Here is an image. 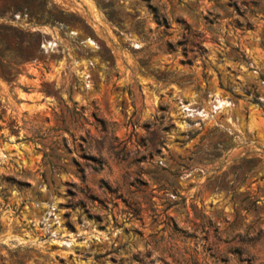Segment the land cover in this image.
I'll return each mask as SVG.
<instances>
[{"label": "rangeland", "instance_id": "obj_1", "mask_svg": "<svg viewBox=\"0 0 264 264\" xmlns=\"http://www.w3.org/2000/svg\"><path fill=\"white\" fill-rule=\"evenodd\" d=\"M0 264H264V0H0Z\"/></svg>", "mask_w": 264, "mask_h": 264}]
</instances>
